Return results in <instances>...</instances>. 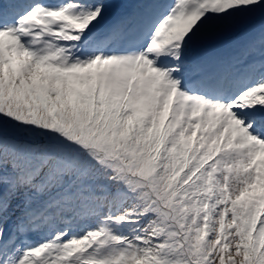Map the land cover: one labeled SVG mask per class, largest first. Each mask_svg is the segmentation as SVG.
I'll return each instance as SVG.
<instances>
[{
	"label": "snow or ice",
	"instance_id": "snow-or-ice-1",
	"mask_svg": "<svg viewBox=\"0 0 264 264\" xmlns=\"http://www.w3.org/2000/svg\"><path fill=\"white\" fill-rule=\"evenodd\" d=\"M0 264H264V0H0Z\"/></svg>",
	"mask_w": 264,
	"mask_h": 264
}]
</instances>
